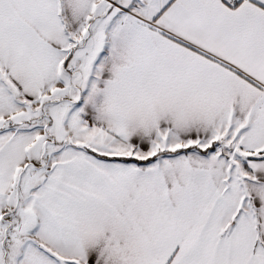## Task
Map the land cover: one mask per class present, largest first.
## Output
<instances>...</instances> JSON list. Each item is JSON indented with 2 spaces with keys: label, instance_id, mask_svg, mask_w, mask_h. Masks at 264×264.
Here are the masks:
<instances>
[{
  "label": "snow or ice",
  "instance_id": "6c2138e0",
  "mask_svg": "<svg viewBox=\"0 0 264 264\" xmlns=\"http://www.w3.org/2000/svg\"><path fill=\"white\" fill-rule=\"evenodd\" d=\"M0 264H264V0H0Z\"/></svg>",
  "mask_w": 264,
  "mask_h": 264
}]
</instances>
